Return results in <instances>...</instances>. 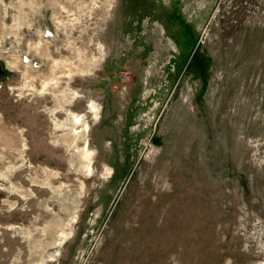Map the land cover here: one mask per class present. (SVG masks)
<instances>
[{"label": "rangeland", "instance_id": "374dc122", "mask_svg": "<svg viewBox=\"0 0 264 264\" xmlns=\"http://www.w3.org/2000/svg\"><path fill=\"white\" fill-rule=\"evenodd\" d=\"M0 264H264V0H0Z\"/></svg>", "mask_w": 264, "mask_h": 264}]
</instances>
